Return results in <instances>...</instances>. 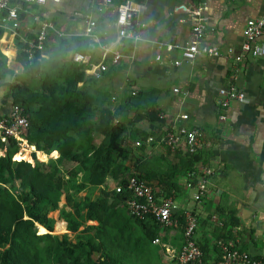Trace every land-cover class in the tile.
<instances>
[{"label":"crops","instance_id":"0c3cea01","mask_svg":"<svg viewBox=\"0 0 264 264\" xmlns=\"http://www.w3.org/2000/svg\"><path fill=\"white\" fill-rule=\"evenodd\" d=\"M123 5L132 6L141 22V38L125 47L117 23ZM12 6L18 14L21 12L17 30L6 19L7 12L4 15L0 10V61L5 64V78L0 79V116L12 110L5 81L10 83L25 73L23 56L28 58L23 47L27 39L36 38L46 25L47 39L43 50H39L40 62L51 59L56 67L63 56L76 61L75 54L82 52L75 53V38L88 37L89 52L82 53L87 57L76 62L85 65V87L98 96L99 104L121 112V119L130 128L147 134L154 131L144 115L153 108L164 120L160 122L163 130L180 126L202 129L204 143L195 152L201 159L189 173L185 166L187 145L172 151L159 139L153 144L134 143V147L136 155L149 165L153 186L171 188L167 192H171L169 198L174 202L173 217L197 214L196 241L205 250L207 261L221 259L222 240L233 242L253 257L264 256V56L246 54L240 62L235 60L242 52L247 22L264 19V0H49L45 4L12 0ZM198 9L207 21L200 39L194 33ZM91 21L94 26L90 32ZM196 40L219 53L184 59L183 49ZM257 42L264 45V34ZM168 45H173L172 49ZM122 48L124 57L114 64V53ZM100 63H106L108 70L97 77L92 65ZM39 87L36 83L35 89ZM232 88L243 99L232 100L225 111L226 119H221V90ZM101 139L100 135L96 138L98 143ZM40 150L38 154L49 158L61 156L60 150L50 154ZM203 179L207 180L206 192L198 202L195 194ZM117 184L109 179L82 195L96 199L104 189ZM117 209L121 206L113 207ZM51 215L56 219L53 233L70 232L60 210L56 216ZM144 223L127 211L116 212L109 227L114 235L108 242L110 249L122 255L125 264H176L185 243L183 226L155 228ZM88 224L98 222L90 220ZM99 255L94 254L96 258Z\"/></svg>","mask_w":264,"mask_h":264},{"label":"trees","instance_id":"16d2710c","mask_svg":"<svg viewBox=\"0 0 264 264\" xmlns=\"http://www.w3.org/2000/svg\"><path fill=\"white\" fill-rule=\"evenodd\" d=\"M18 19H22L21 12ZM75 39V53L87 54L89 38ZM40 61L39 51L31 63L23 56L25 73L18 74L10 83L5 81L8 99L12 107L22 106L30 117L24 135H31L32 142L47 154L60 150L61 156L45 162L34 153L32 163L23 160L28 154H16L19 141L10 139L4 143L0 139V149L5 151L0 155V264H125L124 257L115 255L108 242L114 239L113 229L109 227L116 212L127 211L131 215L127 207L133 197L127 187L129 178L145 180L158 200L171 195L167 192L171 188L161 184H158L161 189L153 186L149 165L136 155L134 147L137 141L147 142L151 136L152 144L161 139L168 132L161 128L160 122L164 120L153 108L147 110L144 117H149L154 132L147 134L130 128L121 119V112L99 104L98 96L85 87L88 77L84 64L72 58L66 60L64 56L56 63L57 68L52 66L51 59L46 63ZM4 70L5 64L0 61L2 80ZM35 82L40 85L39 89H35ZM80 82L83 85H79ZM0 117L8 118L9 114ZM98 135L102 137L100 143L96 140ZM186 158L189 173L196 169L201 156L188 151ZM109 179L118 184L104 189L100 197L80 195ZM118 185H122L119 192ZM116 205L121 209L113 210ZM56 210H60V217L66 220L70 232L53 233L56 219L51 213ZM131 217L155 228L163 226L153 216ZM176 217L184 223L185 218ZM90 220L98 224H88ZM40 226L48 232L39 233ZM154 236L155 233L151 238ZM95 252L99 257L94 256ZM204 260L206 264L213 263L207 261L205 255Z\"/></svg>","mask_w":264,"mask_h":264},{"label":"built area","instance_id":"2783aa9c","mask_svg":"<svg viewBox=\"0 0 264 264\" xmlns=\"http://www.w3.org/2000/svg\"><path fill=\"white\" fill-rule=\"evenodd\" d=\"M30 3L45 4L49 0H24ZM60 2L61 0H54ZM107 3H112L113 0H104ZM0 10L7 11L6 19L12 21L14 27L19 26L18 10L12 6V0H0ZM197 20L194 25V33L200 39L204 36L207 28L206 18L202 15L200 9L196 10ZM118 30L121 36L122 47H125L130 42L137 41L141 38V22L138 18L137 11L130 5H123L118 12ZM91 26L88 31H92L94 22L91 21ZM46 26V25H45ZM40 31L36 38L27 39L24 43L23 51L27 54L28 61L31 63L36 51L43 50L47 39L46 27ZM264 34V19H250L244 28V42L242 44V52L235 56L236 62H240L246 54L253 56H264V45L258 43L257 40ZM128 43V44H127ZM173 45H168L172 49ZM123 48L114 53L112 62L118 64L124 57ZM219 52L214 47L201 46L199 40L191 42L182 51V56L186 60H194L201 55H217ZM86 55L82 53L75 54L76 61H83ZM176 64H181L180 60H175ZM95 68V75L100 77L108 70L106 63L92 65ZM180 92L179 88L175 89ZM222 100L220 113L221 119H226L225 111L229 107L230 102L235 99H243L239 95L236 88L230 90L222 89ZM183 118H188L187 114L182 115ZM30 125V117L26 114L24 108L20 105H14L8 118L0 117V139L4 143H8L10 139H15L19 142L23 140L25 132ZM203 131L200 128L190 129L186 126H180L177 129L169 130L162 138L161 142L171 149L177 150L182 145H187L191 153L197 152L203 145ZM153 137H149L148 141H152ZM137 145L141 142L137 141ZM20 146V145H19ZM21 147V146H20ZM15 159V158H14ZM16 160V159H15ZM207 180L203 179L195 194V199L201 202V199L206 192ZM128 189L132 191L133 197L128 200L127 207L132 216L145 218L153 216L163 226L184 228L185 243L177 257L176 264H206L204 260V252L196 241V233L199 227V219L196 213L188 212L185 216L184 223L173 217L174 202L172 198H164L158 200L151 185L145 180L138 179L133 176L129 178ZM122 190V185L117 186V191ZM219 246L222 250L220 260L211 264H264L263 259H254L249 253L240 251L231 241H219ZM264 257V256H263Z\"/></svg>","mask_w":264,"mask_h":264},{"label":"rangeland","instance_id":"374dc122","mask_svg":"<svg viewBox=\"0 0 264 264\" xmlns=\"http://www.w3.org/2000/svg\"><path fill=\"white\" fill-rule=\"evenodd\" d=\"M20 25V24H19ZM18 27L19 26H17V27H13L14 29H18ZM25 39V38H24ZM23 39V40H24ZM23 137H25V138H23V140L22 139H20V141L21 142H18V144L21 146L19 149H18V151L16 152V154H18V153H21V152H24L25 154H28V158L25 156L24 157V159L23 160H27V161H30V162H34V160H35V158H34V154H32V152L33 153H36V155H37V158L38 159H40L41 161L43 160V161H48L49 160V157H48V155H45V154H38L37 152H41V150H40V147H38L37 145H34L33 143H31L32 142V140H31V138L28 136L27 138H26V136L24 135ZM150 142V141H149ZM5 151L4 150H1L0 149V155H2L3 153H4ZM46 153V152H45ZM16 154H15V156H16ZM47 154V153H46ZM14 156V158H16ZM45 161V162H46ZM84 192V191H83ZM81 196H83L82 195V192H81V194H80ZM196 200V199H195ZM202 200V199H201ZM62 203H63V201H62ZM58 212H59V210H56V211H54V212H52L51 214H53V215H57L58 214ZM45 227H43V226H40L39 227V229H40V232L39 233H44V232H48V230L45 228ZM54 230V229H53Z\"/></svg>","mask_w":264,"mask_h":264}]
</instances>
